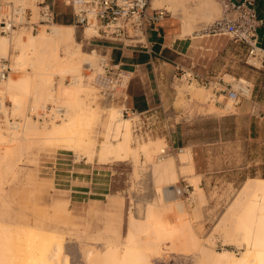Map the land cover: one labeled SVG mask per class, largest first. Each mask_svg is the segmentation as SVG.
<instances>
[{"label":"rangeland","instance_id":"obj_1","mask_svg":"<svg viewBox=\"0 0 264 264\" xmlns=\"http://www.w3.org/2000/svg\"><path fill=\"white\" fill-rule=\"evenodd\" d=\"M22 1L32 9L35 17L38 10L35 0ZM174 1L172 10L166 9V5L158 8L165 10V19L171 22L173 29L179 31V36L199 40L197 46H202V43L206 42L209 44L208 50H213L210 45L212 38H228L227 35H203L202 28L222 16L219 0ZM185 17L190 20L188 31L182 28V18ZM74 29L76 40L80 41L78 45L80 51L90 54H79L80 65L78 69L71 71L58 67L45 70L46 67L44 68L41 61L37 60L36 50H29L26 59L20 58L21 48L16 40L24 38L26 40L31 33L29 30L19 29L9 35L0 34V38L3 37L2 39L5 38L7 41V49H0V56L6 57L11 67L6 77L18 79L19 76L33 75V72L49 71L45 74H49L47 84L53 91L52 99L37 103L28 99L31 96L30 91L29 94L24 93L25 102L21 109L17 110L11 106L13 102L8 94H4L3 99H0L3 103L0 118L3 116L5 118L0 133L6 138L0 140V254H3L7 238L12 237L11 239H14L12 249L17 256L16 264H20L19 258L27 251L40 246L45 237L60 246L61 264L64 259L65 264H87L86 249L93 248L102 254L106 245L113 246L124 242L123 239L126 241L130 230L134 234L133 241H136L134 244L139 246L138 242L141 241L140 247L144 249L142 242L145 244L161 226L160 222H156L159 218L152 219L150 213L162 208L163 205L162 209L166 208L165 205H170L171 208L162 210L164 213L161 212V220L167 222L170 228L182 227V233L185 234H182L181 230L176 232L173 236L175 247L169 242H163L160 251L153 243H149L151 248L147 249L148 251L144 250L148 252L150 264H195L198 255L186 241L188 234L198 237L196 239H200V242L213 253L229 249L237 255L240 254L244 246L240 245L241 241L234 235L228 234L224 217L234 199L239 196V190L245 180L264 177V142L237 139L232 132H226L221 142L206 145V149L210 147V156L206 155L205 158L207 157V166L212 170L213 181L211 186L205 187L199 183L201 177L195 176L188 164L181 163L180 157L183 154L179 153L180 150L172 151L163 135L155 133L137 139L132 132V121L123 116L129 119L128 144L132 147L131 150L126 156L117 159L118 161L113 158H99L101 141L109 137L110 141L117 142L121 137L108 130L109 107L122 109L125 104L122 98L126 93L119 92L117 100L106 103L93 85L83 81L85 61L89 60L96 66L101 52L92 50L94 46L90 43L93 39L89 41L82 39L81 28ZM39 30L46 33L50 31L46 26H41L37 31ZM86 32L88 34L86 37H89L91 34L89 28ZM75 46L70 49L78 48ZM198 48L204 50L203 47ZM31 54L32 57H29ZM58 55L61 59L65 58L64 60L70 57L64 47H60ZM184 72L187 71L180 70L169 82L173 97L168 116L173 117V123L181 121L183 117L193 119L209 114H228L235 110L224 93H213V83L209 86L201 82H187L184 76L180 77ZM234 78L238 77L231 74L223 75V79L229 82ZM5 79L0 78L1 81ZM199 88L203 89V95L193 92ZM48 104H61L66 107L64 117L47 122H40L31 117L30 113L41 112ZM30 107L34 109L30 111ZM71 116L76 117L81 130L79 141L75 145L56 138L45 139L39 133L29 134L17 140L12 139L13 141L7 140L13 134V130L7 124L8 117L20 119L18 130L21 135L25 117H28L26 123L32 122L42 130L51 126L53 122L65 121ZM216 135L209 131L198 133L193 139L197 142L215 141ZM156 142H159V145L154 148ZM144 147H148L147 150H144ZM163 158H171L177 171L178 177L173 186H178L184 181L192 185L188 198L173 192L171 195L174 198L171 196L166 198L165 194L160 192V187L165 186L166 181L156 182L153 167ZM96 171L101 174L93 175ZM94 176L104 179H93V182H90ZM246 198V202L238 206L229 219H235L236 224L248 223L255 229L253 224L257 226V223L264 220V209L253 204L251 196ZM173 200L181 203V210L177 203L174 205ZM235 220L231 225L235 224ZM171 224L176 226L172 227ZM122 245L119 244L121 247ZM226 261L227 259L219 258L218 264H225Z\"/></svg>","mask_w":264,"mask_h":264},{"label":"crops","instance_id":"obj_2","mask_svg":"<svg viewBox=\"0 0 264 264\" xmlns=\"http://www.w3.org/2000/svg\"><path fill=\"white\" fill-rule=\"evenodd\" d=\"M45 1L54 6L56 24H71L70 8L62 0ZM254 5L258 18L263 21L257 28V45L262 56L255 65L247 61L243 44L229 38L214 37L210 43L213 50H208L206 42L197 46L199 40L179 36V31L173 29L165 17L157 26L147 30V49L98 38L90 43L94 46L92 50L104 53L127 75L126 108L157 116L156 133L166 138L172 151H189L192 161L189 169L201 177L199 183L205 187L211 186L213 181L212 170L205 158L210 156V147L206 149V145L221 142L226 132H232L237 139L264 142V0H254ZM180 70L209 80L223 78L225 74L244 77L251 84L252 92L250 96L241 98L235 110L228 114H209L193 119L183 117L173 123V117L168 116L173 97L169 82ZM209 131L217 134L215 141L197 142L193 139L198 133ZM99 174L96 171L93 175ZM93 179L104 178L94 176L90 182Z\"/></svg>","mask_w":264,"mask_h":264},{"label":"bare ground","instance_id":"obj_3","mask_svg":"<svg viewBox=\"0 0 264 264\" xmlns=\"http://www.w3.org/2000/svg\"><path fill=\"white\" fill-rule=\"evenodd\" d=\"M173 1L174 0H153V1L151 0V4L155 8L166 5L165 7L166 9L172 10L174 9ZM182 19H183L182 28L184 31H188L190 28V20H188L187 17ZM86 30L87 28L84 30L85 37L86 35H88ZM48 33H50V35H48ZM48 33H46L44 30H39L36 33L33 34L30 33L26 40L25 38L17 39L16 43L21 48V54H19L20 58L26 59L29 50H36L38 53L37 60L41 61L44 68L46 67L45 70L47 68H49L50 70V67H58L62 70L71 71L78 69L80 65L81 59L79 57L80 56L79 54H90L89 52L80 51L78 47L79 43L76 40L75 29L73 25H61L53 22L51 24V28ZM2 38H0L1 40L0 49L6 50L7 41L4 40L5 38L4 39ZM71 45L72 46L76 45L78 48L70 49V47L72 48ZM60 47H64V49L68 52L69 54L68 56H70L68 59L66 60H64L65 58L61 59V57L58 55V50L60 49ZM29 57H32V54ZM86 61L85 63H91L89 62V60L88 62ZM47 72L41 70V72L40 71L37 73L33 72L32 73L33 75L27 74L23 77L19 76L18 79H14L12 77H5L6 79L4 81L0 80V99H3L4 94H8L9 99L13 102L12 103L13 105L11 106H13L15 110L21 109V107L25 102V98L23 95L24 93L27 92L29 94V91L31 96L30 98L28 97V99H30L35 103L41 100L45 101L52 99L53 91L52 88H49L47 84L48 81L47 75H49V74H45ZM193 92L198 95L201 94L203 95V89L201 88L194 90ZM0 108H3V103L1 100H0ZM109 108H110L109 109L110 116L108 117L109 120L108 130L114 131V133L121 135V137L117 142H112V140L110 141L108 139L109 137L101 141L102 143L101 146H99L100 151H98L99 152L98 157L113 158V160L114 159L117 160L124 157V155L126 156L127 153L132 148L128 144L130 140L129 119L122 116V113L120 112L121 109H114L113 107H109ZM30 109H34V108L30 107ZM27 118L28 117L24 118V121L22 123V125L23 124L24 125L23 126L21 125L22 126L21 135L19 132L20 130H18L19 128L15 129V131L13 130V134L11 135V138L7 140H12V139L17 140L18 138L27 136L29 134L39 133L40 135H43L45 139L56 138V139L64 140L67 143L69 142L72 145H75L77 141H79L81 130L75 116H71L67 118V120L62 122H53L51 126L44 127V129L42 130L38 129V127L32 122L26 123L25 120ZM5 139L6 138L3 137V135L0 133V140H5ZM158 145L159 142H156L153 147L155 148ZM147 148L148 147H144V150H147ZM182 154H183L182 156L180 155L181 163L182 164L186 163L189 165L188 167H191L192 161L189 151L186 150ZM153 176L156 182L160 183L161 181H166V185L160 187V192L163 193V195L165 194L166 198L167 196L168 198H170V196L174 198V196L171 195L173 194L172 186L174 182L177 180L178 175L174 167L173 160L171 158L168 159L163 158L160 162L156 163L153 167ZM35 182L38 183V180H36ZM250 196L252 198L253 204H256L257 206H261L264 209V177H253L246 179L239 190V196L234 199V201L232 202L230 208L228 209L224 217L225 225H227V229L226 228L225 229L227 230L228 234L230 233L231 235H234L237 239H239V241H241L240 245L243 244L244 246V250L241 251V253L238 255L229 249H223L221 251H215L213 253L209 251L203 245V243L200 242L201 241L200 239L199 240L196 239L198 237L195 238V235L192 236L191 234H190L191 236H188L189 235L188 234L186 235V241L189 242V245H191V249L192 248L195 249L198 255L195 264H218L219 258L227 259L225 264H264V220L257 223V226L253 224V227H255V229H252L251 225H249L248 223L236 224L235 219H234L235 224L231 225V223L234 220L229 219L231 217V214L235 211V209L238 206L243 205V203L246 202L245 201L247 199L246 197H250ZM174 201L175 200H173V202ZM175 203L177 202L175 201L174 205ZM180 204L181 203H177L179 210H181L182 208ZM165 206H166V208H164L165 210L171 208L169 207L170 205H165ZM162 208L155 209L150 213V217L152 219L157 217L159 218V220H157L156 222H160L161 226L159 225L160 228L158 230H155V232L150 237V239L148 238L146 241L144 240L145 244L144 242H142L143 244L142 247L146 250L147 249L149 250L151 248V246L148 245L149 243H153L154 246H156L159 249V251L161 247L160 245L163 242H169L172 246L174 245L173 247H175V244L173 243L174 241L173 236L175 235L176 232H179V230H181V233L183 232L182 227L170 228V225L168 226L166 224L167 222L164 223L161 220L160 216L162 215V213H164L163 212L164 209ZM171 225L172 227L176 226V224L175 225L171 224ZM133 235L134 234L132 230H130L127 235L128 237L126 236V241L125 239H123L124 242L116 243L113 246L106 245L105 251H103L102 254L98 253L93 248L86 249L85 250V258L87 261L86 263L87 264H150V260L148 258V252H147L148 250L145 251L140 247L141 241L139 240H138L139 241L138 244L140 243L139 246L134 244L136 241L135 242L133 241L134 240ZM11 238L10 237L7 238V242L3 248L4 250L3 254H0V264H16L17 256H15L14 249H12L14 239ZM119 244L120 245L123 244L122 247L119 246ZM171 245L169 246L171 247ZM184 246L186 248V245ZM163 247L165 246L163 245ZM60 249L61 248L59 245L48 241L44 237V242H42L40 246L36 247L33 250L27 251L22 256L20 254L21 257L19 258L20 260L19 263L20 264H61L59 262V259L61 257ZM170 249L168 248V250ZM65 261L66 260L64 259L63 261L64 264Z\"/></svg>","mask_w":264,"mask_h":264},{"label":"built area","instance_id":"obj_4","mask_svg":"<svg viewBox=\"0 0 264 264\" xmlns=\"http://www.w3.org/2000/svg\"><path fill=\"white\" fill-rule=\"evenodd\" d=\"M222 6V16L215 18L205 25L203 35H227L229 39L239 42L246 47L247 61L255 65L262 56V50L257 45V28L263 24L258 18L254 0H219ZM70 8L74 27L82 30V39L89 41L98 38L127 43L135 48L147 49L146 32L154 28L166 16L162 8H155L151 0H62ZM38 6L34 17L32 9L22 0H0V34L9 35L12 32L25 29L31 33L41 26L50 30L55 22L53 4L45 0H35ZM89 28L90 36L85 37L84 30ZM83 81L93 85L106 103L118 99L119 92H125L128 78L119 64H114L101 53L96 66L84 63ZM11 67L6 57L0 56V78H5ZM187 82H201L205 85L213 83V93H224L236 106L241 98L250 96L251 84L246 79L234 78L226 81L223 78L209 80L184 72L180 77ZM77 77H75L76 79ZM126 96L122 98L123 103ZM32 111V109H30ZM66 107L61 104H48L38 113H30L31 117L40 122L58 120L64 117ZM122 116L132 121V132L137 139L145 138L156 133L157 116L127 109L125 104L121 109ZM4 116L0 118V127H4ZM19 118H7L8 127L12 130L20 127ZM164 152V150H162ZM173 193L189 197L192 185L186 181L173 186Z\"/></svg>","mask_w":264,"mask_h":264}]
</instances>
